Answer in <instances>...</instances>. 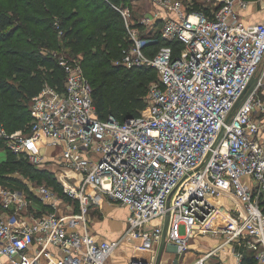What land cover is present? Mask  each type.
I'll use <instances>...</instances> for the list:
<instances>
[{"label":"built area","instance_id":"2783aa9c","mask_svg":"<svg viewBox=\"0 0 264 264\" xmlns=\"http://www.w3.org/2000/svg\"><path fill=\"white\" fill-rule=\"evenodd\" d=\"M138 1L111 5L128 42L115 65L150 66L158 76L138 116L99 119L79 62L59 57L64 89L45 83L31 99L28 133L0 125L6 149L32 165L61 147L56 162L70 181L63 193L79 209L60 214L57 194L40 186L29 193L48 210L24 216L35 212L28 194L0 185V264H42L36 254L50 248L61 255L49 252L46 264H107L134 240L153 252L166 216V239L178 253L197 236L219 239L190 264H264V20H241L252 0H147L137 15ZM157 26L177 51L145 54ZM103 200L128 211L116 241L97 242L87 230L88 208ZM221 209L228 210L224 222ZM126 264H154V256Z\"/></svg>","mask_w":264,"mask_h":264},{"label":"trees","instance_id":"16d2710c","mask_svg":"<svg viewBox=\"0 0 264 264\" xmlns=\"http://www.w3.org/2000/svg\"><path fill=\"white\" fill-rule=\"evenodd\" d=\"M130 1L0 0V125L6 133H28L31 99L45 83L57 91L64 89L59 57L48 53L58 50L60 37L69 44L71 55L92 87L99 119L111 115L121 122L147 107L146 96L154 76L157 78L156 70L150 66L126 68L113 62L128 42L122 19L111 5L127 6ZM193 7L202 9L200 3ZM153 39L155 42L144 50L147 56L161 46L174 51L179 47L176 41L160 40L159 33ZM0 151L6 152L0 161V185L23 188L15 172L49 180L48 171L35 169L24 156L12 154L1 138ZM260 206L264 212V196Z\"/></svg>","mask_w":264,"mask_h":264},{"label":"rangeland","instance_id":"374dc122","mask_svg":"<svg viewBox=\"0 0 264 264\" xmlns=\"http://www.w3.org/2000/svg\"><path fill=\"white\" fill-rule=\"evenodd\" d=\"M137 3L139 5H142V7L139 9V13H136L137 15H140V13L142 11L148 10L147 5H146V3H148L147 0H139ZM252 5H255L254 11L256 12L255 18H253L254 22L264 20V10H263L264 8L262 7V4L258 0H252ZM241 12H244V11H241ZM250 14H251V11H245L243 13L245 20H248V16ZM258 19H260V20H258ZM155 25H158V24H155ZM159 29H160V26H157V29L153 31L154 36L159 33ZM66 42L67 41L62 39L61 37L57 38L58 50L53 51V52L50 51L48 53H53V55H55L57 57L66 58L69 61H74V60L77 61L71 55L69 44H66ZM120 58H121V55L120 56L118 55L115 60L112 59L114 64H115V61L119 60ZM157 82H158V76H157V78H156V76H154V79H153L151 86L156 85ZM60 151H61L60 146L56 147L54 149L53 153H51V152L49 153L47 151L45 158L43 159L44 162L46 161L45 163L40 164V165H32L31 164V166L34 167L35 169L48 171L49 172V174H48L49 180H46V176L44 178L37 177L35 179H30L28 176H24L19 172H15L13 175L16 178H18L20 181H23V188H20L18 186H14V185H8L7 183L1 185L2 187H5V188H10V187L16 188V189L20 188L19 190L25 191V193L28 194L29 201H31V203L34 205V207H36L35 212H32L31 210H29V211L26 210L25 213H23L22 215H24V216H27V214L28 215L29 214L35 215V214H38L36 212H38V211L40 212V210L42 212H45V210L43 208H47V207L42 206L41 205L42 203L38 200V198H36L31 192L29 193L30 189L35 191L40 186H45L48 189L52 190L53 193L57 194V197L59 199L58 212L60 214H63L65 216H74V215H77L79 213V209H78V205H77L76 201L69 199L63 193V185L68 184L70 181H67L66 179H64L65 178L64 177V174H65L64 171H62V170L60 171L58 169L59 164L56 162V159L59 157ZM4 153H6V152L0 151V161L4 157V155H5ZM107 202L113 203V202H109V201H107ZM115 204H117V203H115ZM96 205H99V204H96ZM91 206H93V205H91ZM90 207L88 208V211L86 214V219H88L92 214H94V212L89 213ZM227 212H228V210H226V209H221L218 211V215H219L218 222H224V220L227 219V217H226V215L228 214ZM1 213H2V209L0 207V215H1ZM97 218H102V216L101 215L97 216ZM87 225H88V223H87ZM182 234H183V228L181 227L180 228V235H182ZM217 243H219V239H216L215 237L213 239H210V237L197 236L192 240V245H191V247L188 248L186 253L190 254L195 259L200 254V252H202V251H204L210 247H213ZM199 249L202 251H200ZM140 250H142V249H140ZM140 250L138 249L139 253H140ZM140 256L141 257H148L149 255L144 256V254H141ZM176 257H178V256L176 255ZM178 258L176 259L175 264H178ZM189 260H193L192 257H189V258L185 257V261H189Z\"/></svg>","mask_w":264,"mask_h":264},{"label":"crops","instance_id":"0c3cea01","mask_svg":"<svg viewBox=\"0 0 264 264\" xmlns=\"http://www.w3.org/2000/svg\"><path fill=\"white\" fill-rule=\"evenodd\" d=\"M254 8L255 5L251 4L245 10H242L244 12L251 11V14L248 16V20H245L243 16L244 12L240 11L239 13L240 18L245 24H253L260 22V21L254 22L253 18H255V14H256ZM43 153H47V150L46 151L44 150ZM91 212H94V214H92L87 219L88 220L87 230L89 234L95 239V241L111 242V241H116L122 237V235L124 234L127 228L126 219H127L128 211L125 207L115 203H108L107 200H103L101 204L91 206L89 209V213ZM100 215L102 216V218H97V216ZM153 225H158V222L156 221L153 222ZM160 243L161 240L158 244L155 243L153 244V246H151L153 252L149 250H140L139 253V251H137L136 249L137 248L139 249V247H141L142 242L140 240L130 241L127 244L121 245L119 249L114 251L112 255L107 259V264H126L131 256L149 259L150 257H152V255L154 256V262H155L156 254L160 246ZM34 250L35 249L30 251L32 255L35 253ZM49 252L56 257H60L61 255L60 252L55 248L54 249L50 248L44 253L36 254V256L38 257V259L42 264L47 263ZM141 254H144V256L146 255L149 256L141 257L140 256ZM176 255L179 258L176 257ZM185 257L188 258L192 257V259H194L193 256H191L190 254L178 253L175 246L166 239L165 248L162 254L160 264H175L177 258H178V264H190L192 260L185 261Z\"/></svg>","mask_w":264,"mask_h":264},{"label":"water","instance_id":"95a60500","mask_svg":"<svg viewBox=\"0 0 264 264\" xmlns=\"http://www.w3.org/2000/svg\"><path fill=\"white\" fill-rule=\"evenodd\" d=\"M253 84H254V81L251 82L250 87H252ZM238 105H239V102L236 103L235 107H238ZM230 116L228 117L227 120H229ZM167 224H168V216L165 217V220H164V223H163V230H162V235H161V243H160V246L158 248L154 264H160V261H161V258H162V254H163V251H164V248H165V243H166Z\"/></svg>","mask_w":264,"mask_h":264}]
</instances>
